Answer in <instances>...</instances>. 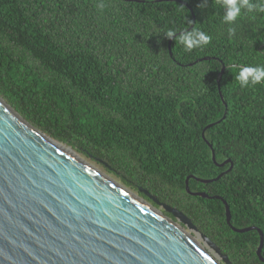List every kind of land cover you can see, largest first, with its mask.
<instances>
[{"label":"trees","instance_id":"16d2710c","mask_svg":"<svg viewBox=\"0 0 264 264\" xmlns=\"http://www.w3.org/2000/svg\"><path fill=\"white\" fill-rule=\"evenodd\" d=\"M226 11L224 0H0V96L154 206L140 188L184 213L232 264H264L259 231H234L221 200L186 191L193 175L190 190L225 199L232 226L264 233V81L238 79L264 67V12L228 24ZM195 31L211 39L188 49L180 37ZM209 144L233 168L205 184L196 178L230 167Z\"/></svg>","mask_w":264,"mask_h":264},{"label":"water","instance_id":"95a60500","mask_svg":"<svg viewBox=\"0 0 264 264\" xmlns=\"http://www.w3.org/2000/svg\"><path fill=\"white\" fill-rule=\"evenodd\" d=\"M174 38L169 40L170 55ZM225 70L222 67L218 77L222 99ZM225 117L207 125L203 138ZM209 146L214 163L230 167L215 179L196 178L205 184L233 168L229 159L218 163ZM190 178L195 177H187L186 191L221 200L234 231H259L256 253L264 262V233L255 226H232L226 200L191 191ZM139 191L158 207L41 132L0 96V264H221L192 239L186 227L225 264H232L184 213L143 188Z\"/></svg>","mask_w":264,"mask_h":264},{"label":"clouds","instance_id":"9594fccd","mask_svg":"<svg viewBox=\"0 0 264 264\" xmlns=\"http://www.w3.org/2000/svg\"><path fill=\"white\" fill-rule=\"evenodd\" d=\"M224 6L227 9L224 16V21L228 24H232L237 20V18L241 15L242 9H246L249 12H252L254 9L264 12V5L258 6L254 3H251L250 0H224ZM100 7L102 8L104 5L101 4ZM228 32L231 36L234 34L235 29L230 27ZM167 35L170 38L173 33L169 32ZM210 39V36L199 31L182 34L180 37V41L184 43L188 49L207 44L209 43ZM238 79L241 87H246L250 83L252 85L260 83L261 81H264V67H245L240 72Z\"/></svg>","mask_w":264,"mask_h":264},{"label":"rangeland","instance_id":"374dc122","mask_svg":"<svg viewBox=\"0 0 264 264\" xmlns=\"http://www.w3.org/2000/svg\"><path fill=\"white\" fill-rule=\"evenodd\" d=\"M81 156L84 160H86L87 162H89L90 164L94 165L95 167L99 168L100 170H102L104 173L108 174L107 172H105L99 165H97L95 162L87 159L86 157L82 156V155H79ZM110 177H112L113 179H115L116 181H118L119 183H122L120 180H118L116 177L108 174ZM123 184V183H122ZM160 210L163 211L162 208H160ZM186 230L191 233L192 235L195 236V239L203 245L204 249L218 262H220L221 264H225L223 261H222V258L220 256H218L215 251L213 249H211L203 240L202 238L196 234L193 230H190L186 227Z\"/></svg>","mask_w":264,"mask_h":264},{"label":"bare ground","instance_id":"6f19581e","mask_svg":"<svg viewBox=\"0 0 264 264\" xmlns=\"http://www.w3.org/2000/svg\"><path fill=\"white\" fill-rule=\"evenodd\" d=\"M192 237V236H191ZM192 239H194L195 240V242L199 245V246H201L202 247V245L195 239V236H193L192 237ZM202 249H204V247H202ZM205 250V249H204Z\"/></svg>","mask_w":264,"mask_h":264}]
</instances>
